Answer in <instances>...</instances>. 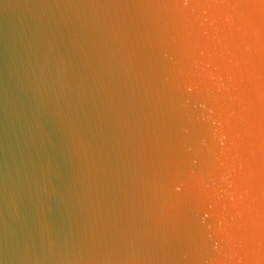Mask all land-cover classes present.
I'll list each match as a JSON object with an SVG mask.
<instances>
[{"label": "clouds", "instance_id": "1", "mask_svg": "<svg viewBox=\"0 0 264 264\" xmlns=\"http://www.w3.org/2000/svg\"><path fill=\"white\" fill-rule=\"evenodd\" d=\"M230 14L251 36L248 57L207 39ZM47 15L90 48L78 74L65 60L61 82L51 77L83 117L68 141L75 212L40 258L264 264V0H82ZM243 96L247 116L237 111Z\"/></svg>", "mask_w": 264, "mask_h": 264}, {"label": "water", "instance_id": "2", "mask_svg": "<svg viewBox=\"0 0 264 264\" xmlns=\"http://www.w3.org/2000/svg\"><path fill=\"white\" fill-rule=\"evenodd\" d=\"M80 2L0 0V264H49L40 258L42 244L50 232L66 233L75 212L67 187L68 141L72 119L83 112L71 96L50 85L53 76L61 82L65 60L78 74L81 50L90 45L47 13ZM200 16L211 22L207 9ZM219 23L224 31H209V43L226 55L238 50L250 56L251 36L243 22L230 14ZM238 103V114L247 116L248 97ZM242 134L248 141L242 167L251 175L256 149L249 123Z\"/></svg>", "mask_w": 264, "mask_h": 264}]
</instances>
